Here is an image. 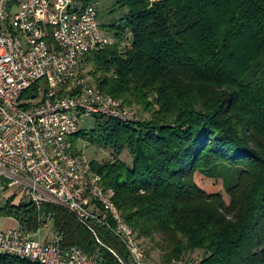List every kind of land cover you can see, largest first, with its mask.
Wrapping results in <instances>:
<instances>
[{
  "label": "trees",
  "instance_id": "1",
  "mask_svg": "<svg viewBox=\"0 0 264 264\" xmlns=\"http://www.w3.org/2000/svg\"><path fill=\"white\" fill-rule=\"evenodd\" d=\"M75 1L86 7L101 0ZM116 4L130 14L113 27L114 44L89 53L78 72L148 118L127 124L97 117L92 130L72 139L75 151L84 142L114 152L108 163L90 165L115 192L124 222L160 251L161 262L200 251L201 264H264V0ZM82 65L91 70L82 74ZM42 85L22 98H34ZM124 149L131 166L119 159ZM201 179L221 183L229 203ZM48 215L64 246L98 264H130L119 240L62 208L0 209V217L30 232ZM0 264L39 263L0 255Z\"/></svg>",
  "mask_w": 264,
  "mask_h": 264
},
{
  "label": "built area",
  "instance_id": "2",
  "mask_svg": "<svg viewBox=\"0 0 264 264\" xmlns=\"http://www.w3.org/2000/svg\"><path fill=\"white\" fill-rule=\"evenodd\" d=\"M126 34L130 47L132 34ZM113 44L100 34L98 2L81 7L75 0H0V178L6 181L0 191L20 185L32 207H59L104 229L124 246L130 264H201L197 258L152 262L116 207L115 192L73 147L80 117L143 121L78 72L89 53ZM39 81L34 98L24 100ZM52 217L39 220L48 226ZM41 231H0V255L39 264H98L79 248L64 246L62 234L41 241Z\"/></svg>",
  "mask_w": 264,
  "mask_h": 264
},
{
  "label": "rangeland",
  "instance_id": "3",
  "mask_svg": "<svg viewBox=\"0 0 264 264\" xmlns=\"http://www.w3.org/2000/svg\"><path fill=\"white\" fill-rule=\"evenodd\" d=\"M117 0H101L98 2V24L100 27V34L108 39H112L114 37V30L113 27L124 22L130 14L128 8H119L116 4ZM9 25H12V20L9 22ZM79 70H82V74H86L91 70V67H86L82 65ZM91 81V78H87ZM136 115L141 120H146L148 115L143 114L139 111L138 108H133ZM96 118H89V117H80L79 118V128L83 131H90L95 127ZM78 152L81 154L82 158L90 163L92 161H98L100 163H108L111 161L115 154L112 150H104L99 149L98 147L90 146L87 143L79 142L78 143ZM119 159L128 166L132 165L133 159L128 149H124L119 156ZM0 186L6 184V181L0 178ZM200 185L209 193H222L224 195V199L226 203H229V198L223 189L221 183H217L212 180H200ZM15 190L7 188L4 192L0 191V209L5 208L7 205L6 195L10 192ZM31 200L25 197V202L29 203ZM11 218V219H10ZM6 219L5 228H17L18 224L12 220V217H0V221ZM15 219V218H14ZM16 220V219H15ZM17 221V220H16ZM18 222V221H17ZM49 232H53L52 223H49L48 226L42 228L41 238ZM145 250H151L149 259L152 262L158 263L161 262V253L158 249L152 250L153 245L147 241L142 243ZM204 257L203 252L197 251L194 252L190 258L192 259H199L201 260Z\"/></svg>",
  "mask_w": 264,
  "mask_h": 264
},
{
  "label": "crops",
  "instance_id": "4",
  "mask_svg": "<svg viewBox=\"0 0 264 264\" xmlns=\"http://www.w3.org/2000/svg\"><path fill=\"white\" fill-rule=\"evenodd\" d=\"M0 182L3 183V181H0ZM10 189H13L15 191H13V192L11 191L4 198H6L7 203H10L12 207L18 208L22 205L30 204L31 201L29 203L25 202V197L29 198L31 200L30 194L28 191H25V189L22 186L16 185ZM12 220L18 224L17 228H11V229L6 230V228H5L6 219H3L0 221V231L15 230V229H18L21 227L19 222H17L14 218H12ZM41 233H42V231H41ZM41 233L39 235V239L43 242H46L49 240V238L53 232H49V234L43 236L42 238H41Z\"/></svg>",
  "mask_w": 264,
  "mask_h": 264
}]
</instances>
